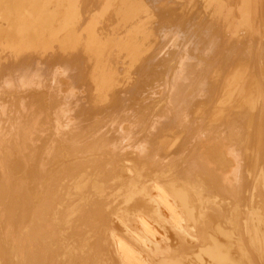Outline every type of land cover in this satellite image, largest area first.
I'll return each mask as SVG.
<instances>
[{
    "label": "bare ground",
    "instance_id": "obj_1",
    "mask_svg": "<svg viewBox=\"0 0 264 264\" xmlns=\"http://www.w3.org/2000/svg\"><path fill=\"white\" fill-rule=\"evenodd\" d=\"M0 264H264V0H0Z\"/></svg>",
    "mask_w": 264,
    "mask_h": 264
}]
</instances>
